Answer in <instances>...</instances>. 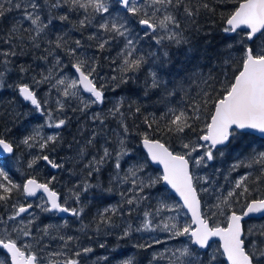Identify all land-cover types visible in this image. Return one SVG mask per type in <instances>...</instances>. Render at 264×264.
Instances as JSON below:
<instances>
[{
  "label": "snow or ice",
  "instance_id": "6c2138e0",
  "mask_svg": "<svg viewBox=\"0 0 264 264\" xmlns=\"http://www.w3.org/2000/svg\"><path fill=\"white\" fill-rule=\"evenodd\" d=\"M125 86L135 99L109 101ZM3 92L13 124L42 123L16 143L11 128L0 133V156L22 145L32 170L17 183L0 168V264H86L94 247L65 231L67 220L42 224L39 213L75 218L89 241L139 233L133 247L147 264H264V226L246 227L264 218V150L253 147L264 138V0H0ZM234 144L228 187L195 171ZM40 162L55 173L38 178ZM158 185L178 200L154 196ZM117 195L87 219L95 201Z\"/></svg>",
  "mask_w": 264,
  "mask_h": 264
},
{
  "label": "trees",
  "instance_id": "16d2710c",
  "mask_svg": "<svg viewBox=\"0 0 264 264\" xmlns=\"http://www.w3.org/2000/svg\"><path fill=\"white\" fill-rule=\"evenodd\" d=\"M78 35V34H76ZM216 45L218 46L220 43V38L219 35H217L216 39ZM116 52V49L113 48L111 52L105 53V55H112L114 56ZM181 62L183 61V57L180 56L179 58ZM179 65H177V68ZM110 72L109 67L107 66V62H105V67H104V74L107 75ZM139 90L136 89L134 86H125L124 88H121L117 90V92H108V98L109 101L114 102L118 97L123 96L125 99H135L136 94ZM11 96L10 92H3L0 93V100L3 102L0 103V133H3V130L5 127L11 128V132L6 133V137L13 141L14 143L18 142L19 139H21L24 135L28 133V131L31 130L32 127L37 126L39 123H42V118L38 116H32L28 117L27 119H21L19 121H16L13 124L12 118L7 115V112L10 111L11 106L7 103L8 98ZM110 106V104H109ZM24 110V109H21ZM151 110V109H150ZM158 113L162 111L159 107L155 109ZM129 123H132V120H129ZM45 134H50L52 132L51 129H44L43 130ZM71 131H75V127L71 129ZM195 136V133L192 134ZM65 136V145L64 148L59 150L60 154L63 155L64 152L67 150V141L71 140V135L69 131L64 132ZM172 143L173 147L178 149V145L176 142L170 141ZM247 143V142H245ZM261 145H264V139L259 138L256 136V143L253 145L254 148L257 150H264V148H261ZM233 148L236 150L233 151L232 149H228L225 152V155L223 157H218L215 161L210 162L209 166L207 168H202V169H196L200 175H208L211 180L215 181L217 184L224 185L225 187H228L229 185L226 184L224 181L223 177L224 175L228 174V169L230 168L231 164L235 162L237 157L239 156L240 153V148L234 144ZM35 151V150H33ZM56 154L54 153L53 156ZM17 157H23V159H20L19 163L17 162ZM29 158L28 151L24 149V147L21 145L19 148L16 149L14 156L5 158L0 161V168H3L5 171L8 172L9 177L17 182V183H22L25 175L32 172V170H28L26 168V163L25 160ZM41 166L47 167L44 162H40L39 165H37V168L39 169L38 172L35 174L38 176L40 179H44L48 177L51 174H54L55 171L49 170V171H42ZM157 168L151 167L149 171L152 172L153 175H158L159 172L156 170ZM216 169H219L220 171L218 173L215 172ZM247 171L246 169H240L238 172H233L230 174V180H234L235 178L239 177L240 175L244 174V172ZM61 184L56 185L58 189H63L66 191V188H64V182L68 180V177L66 174H61ZM74 179V178H73ZM253 188L255 189V185H253ZM153 194L159 195V194H166L172 197L168 202H176L177 200L171 195L169 190L163 185H158L156 189H153ZM259 191H264V186H261ZM258 194V193H255ZM203 198H207L206 194H202ZM119 200V196H112V197H107L103 201H95L88 210V216L87 219H91V217L95 214L97 208H103L107 206L108 204H115ZM155 202V201H153ZM40 221L42 224H47V223H54V224H62L65 219H62L59 217L57 214H40ZM116 220V223L118 225L122 226V222L119 217L114 218ZM69 223V228L65 229L69 234H75V235H80L81 242L85 244H90L91 246L94 247V252L91 254L90 258H86V264H108V262L103 261L101 257L108 256L109 261H111V264H114L117 262V260L123 258V257H134L137 261V264H139L140 261H143V264H147V259H146V254L143 252H140L138 249L133 247V245L136 243V241L140 238L139 233H133L132 237H129L126 240H117V237L115 234L109 235V236H103L100 235L99 237H94L92 241H89L84 237L83 235L76 233L75 229L79 227V223L75 221V218L71 217L66 219ZM133 223H139V220H137L135 217H133ZM261 226H264V218L262 219H250L246 221V227H256L259 228ZM121 229L118 227L116 229H113L112 231L114 233H118ZM158 235L160 239H165V234L164 233H158L155 234ZM180 241H184V238H180L179 241H168L166 245H160L157 246L156 250H161L164 247H168L169 244H177ZM104 242L106 247L105 248H100L99 243ZM179 245V244H177ZM220 260H223V257H220Z\"/></svg>",
  "mask_w": 264,
  "mask_h": 264
},
{
  "label": "water",
  "instance_id": "95a60500",
  "mask_svg": "<svg viewBox=\"0 0 264 264\" xmlns=\"http://www.w3.org/2000/svg\"><path fill=\"white\" fill-rule=\"evenodd\" d=\"M256 136H258L259 138H261L258 134L256 135ZM261 139H264V138H261ZM8 157H11V156H9L8 154H4L3 156H0V161L1 160H3V159H5V158H8ZM152 167H154V168H157V166H155V165H153ZM163 187H165L166 188V186H164L163 185ZM169 190V189H168ZM170 191V193H171V190H169ZM171 195L176 199V200H178V197H176L175 196V194L174 193H171ZM59 217H61L62 219H68V218H71L70 216H68L67 214H57ZM250 219H262L260 216H258V215H256V216H252V217H250V218H246V221H248V220H250Z\"/></svg>",
  "mask_w": 264,
  "mask_h": 264
},
{
  "label": "rangeland",
  "instance_id": "374dc122",
  "mask_svg": "<svg viewBox=\"0 0 264 264\" xmlns=\"http://www.w3.org/2000/svg\"><path fill=\"white\" fill-rule=\"evenodd\" d=\"M39 169H40V167H39ZM41 170L44 172V171H49V170H52V169H50L49 167H45V166H41ZM53 171H55V170H53ZM169 203H174V202H169ZM38 211V210H37ZM40 214H42V213H39V215ZM183 219H184V217L182 216L181 217V220L183 221ZM66 220V219H65ZM153 235H155V234H153ZM185 239V238H184ZM177 244H179V245H177ZM177 244H169V248H175V247H180L181 246V241L180 242H178ZM127 257H123V258H121V259H119V260H117V262H115L114 264H119V261L120 260H123V259H126ZM129 258V257H128Z\"/></svg>",
  "mask_w": 264,
  "mask_h": 264
}]
</instances>
